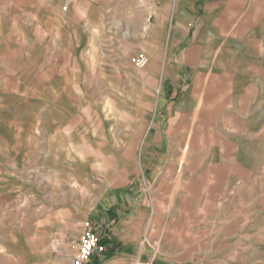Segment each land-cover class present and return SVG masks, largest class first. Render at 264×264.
Masks as SVG:
<instances>
[{
  "label": "crops",
  "instance_id": "obj_1",
  "mask_svg": "<svg viewBox=\"0 0 264 264\" xmlns=\"http://www.w3.org/2000/svg\"><path fill=\"white\" fill-rule=\"evenodd\" d=\"M5 1L0 167L9 185L20 166L34 168L29 154H43V169L73 170L69 197L46 194L71 202L40 204L44 247L63 250L57 264H71L88 220L106 251L86 264H264V239H252L264 227L240 236L244 218L262 214L225 203L253 181L240 143L259 136L250 123L263 122L264 136V0H126L114 17L112 0ZM22 225L34 226L27 211Z\"/></svg>",
  "mask_w": 264,
  "mask_h": 264
},
{
  "label": "rangeland",
  "instance_id": "obj_2",
  "mask_svg": "<svg viewBox=\"0 0 264 264\" xmlns=\"http://www.w3.org/2000/svg\"><path fill=\"white\" fill-rule=\"evenodd\" d=\"M119 1H126V0H112L111 4V15L119 16L120 10L115 9L117 7V3ZM7 11L8 5L5 0H0V34L5 33L8 30L7 26ZM116 14H115V12ZM111 27L113 29H117L118 26L111 22ZM141 54V53H140ZM143 54V53H142ZM161 104L156 105V109H158V113H161ZM105 109H109V105L106 104L103 106ZM11 111V109L9 110ZM13 111L21 112L22 109L14 107ZM157 113V112H156ZM157 113V114H158ZM250 124H254L252 128L256 130V136L251 139L249 144L245 142H240L246 145V149H249V152L245 154L248 156L250 160L255 162L254 168V176L253 181L249 185H239V189L235 192V201H227L226 208H231L230 205L234 203H238L240 208L242 206H250L251 204L256 212L261 213L262 215L258 217H246L245 219V228L242 229L243 232H240V236H252L254 230H258V228L264 227V136L262 133H257L261 127L263 122L255 121L251 122ZM242 141V139H240ZM241 145V144H240ZM242 146V145H241ZM245 148V147H244ZM6 153H0V161L5 158ZM29 160L27 164L34 165V168L31 169H24L20 166L17 170H15L18 179L15 184L9 185L6 182L4 177H7L8 172L11 170H7L6 168L0 167V264H57V258L62 257V249H59L57 243L55 242L54 247L50 246L49 250H46L43 244V234L39 231V229L43 228L39 226L38 220L40 218V204L44 203V197L46 199L47 205L49 208H55L64 204H69L71 201L67 200H59L60 196L56 198V201H50L46 194L53 192L56 187L58 189H62V191L66 194V197H69L68 192L70 191V186H68V182L71 179V172L72 169L64 166L62 168H42V161L43 158L41 157L43 154H29ZM41 155V156H40ZM58 154L55 153H48L47 154V164L54 165L56 162ZM175 161V175H177V167L176 161L177 158L180 157L181 154L173 153ZM136 158L138 154H135ZM4 157V158H3ZM96 163L101 161V154L95 153L94 154ZM60 160L68 162V154L63 153L60 156ZM44 162V161H43ZM163 166H166L165 160L162 163ZM102 170H96V172H101ZM184 172L186 173V165H184ZM44 173L47 177L48 183L44 184L41 179L44 177ZM239 176L244 177L246 174L240 169ZM186 177V175H183ZM98 180L97 177H95ZM58 182H61L59 185ZM56 183V184H55ZM143 192L145 194L151 193V187L148 185L143 184ZM180 189L177 191H181V185L177 186ZM194 186H192L193 188ZM6 189H10V192L6 191ZM69 190V191H68ZM193 190V189H192ZM34 196V197H32ZM65 196V195H64ZM41 199V200H40ZM80 205H86V201L81 199L78 200ZM225 208V207H224ZM27 211V215H31L32 221H34V226H27V228L23 231L21 228L23 227V213ZM89 221V220H88ZM91 222V221H90ZM96 227V226H95ZM29 229V230H28ZM100 228L95 230V234L99 237ZM83 232V229H82ZM81 232V233H82ZM81 235V234H80ZM80 237V236H79ZM253 240H262L264 239V229H260L259 233H255ZM147 242L146 239H142L140 243ZM152 249H151V258H154L156 254H158V243L157 242H150ZM76 248V244H75ZM75 248L72 254V257L75 253ZM67 253H72L68 252ZM97 253V252H96ZM94 253V254H96ZM246 259L243 260L244 263H253L252 259L255 257L251 250H246ZM93 254V255H94ZM92 255V256H93ZM71 256V254H67L66 257ZM91 256V257H92ZM71 257V258H72ZM242 260H240L241 262ZM54 262V263H53ZM92 262V260H91ZM90 262V263H91ZM88 263V264H90Z\"/></svg>",
  "mask_w": 264,
  "mask_h": 264
},
{
  "label": "built area",
  "instance_id": "obj_3",
  "mask_svg": "<svg viewBox=\"0 0 264 264\" xmlns=\"http://www.w3.org/2000/svg\"><path fill=\"white\" fill-rule=\"evenodd\" d=\"M137 69H143L148 64V58L145 54H138L134 60ZM106 245L101 242V239L95 234V227L92 222L87 221L83 226L75 248V253L71 259V264H86L91 256L96 252H105ZM151 258L150 261H152ZM145 264H150L147 262Z\"/></svg>",
  "mask_w": 264,
  "mask_h": 264
},
{
  "label": "bare ground",
  "instance_id": "obj_4",
  "mask_svg": "<svg viewBox=\"0 0 264 264\" xmlns=\"http://www.w3.org/2000/svg\"><path fill=\"white\" fill-rule=\"evenodd\" d=\"M68 1H70V0H68Z\"/></svg>",
  "mask_w": 264,
  "mask_h": 264
}]
</instances>
